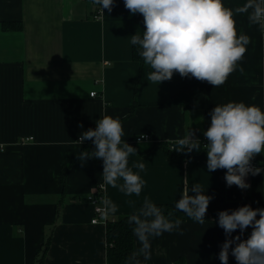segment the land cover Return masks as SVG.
<instances>
[{
    "label": "crops",
    "instance_id": "crops-1",
    "mask_svg": "<svg viewBox=\"0 0 264 264\" xmlns=\"http://www.w3.org/2000/svg\"><path fill=\"white\" fill-rule=\"evenodd\" d=\"M245 2L223 0L231 9ZM104 12L92 0H0V264H108L107 221L132 214L129 202L138 208L144 197L175 205L194 183L212 197L205 222L186 216L183 235L152 239L146 264H221L218 212L264 208V171L245 178L247 189L229 187L226 170L207 172L203 145L185 160L169 158L164 146L191 130L203 144L216 105L244 102L264 110V30L246 14L235 15L237 34L251 41L239 62L243 74L237 69L219 87L205 81L201 94L187 98L184 77L175 73L158 86L147 80L150 66L135 61L130 38L142 35V15L130 13L124 0ZM105 115L120 119L122 139L137 150L129 167L145 162L139 174L146 183L139 197L105 185L118 211L93 224L89 197L103 184V161L82 166L77 155L94 145L74 141ZM141 133L151 141L137 143ZM253 162L264 165V153ZM228 264H236L230 254Z\"/></svg>",
    "mask_w": 264,
    "mask_h": 264
},
{
    "label": "clouds",
    "instance_id": "clouds-1",
    "mask_svg": "<svg viewBox=\"0 0 264 264\" xmlns=\"http://www.w3.org/2000/svg\"><path fill=\"white\" fill-rule=\"evenodd\" d=\"M92 3L100 7L101 13H105V9L111 13L115 0H92ZM124 6L130 13L143 17L142 35H131L130 43L137 46L144 63L152 69L148 82L158 86L171 80L175 73L206 81L213 87L223 85L237 69L243 74L239 62L251 42L249 36L237 34L235 15L246 14L250 25L264 30V0H246L235 9L226 7L223 0H124ZM209 115L210 124L203 132L207 143L195 139L191 130L177 140L175 151L199 152L203 145L207 172L224 169L227 186L249 188L245 182L249 173L255 176L264 171L252 166L253 159L264 153V110L254 104L233 101L216 105ZM123 136L120 119L105 115L96 121L94 129L82 132L74 141L82 144L91 140L94 145L91 152L81 151L77 159L82 166L89 159L102 160L101 187L111 186L126 196L139 197L146 183L139 172H143L146 165L138 161L129 167V157L137 150L123 140ZM146 139L141 133L137 143ZM191 193L184 190L175 208L192 221L203 224L212 197L206 195L199 183L192 185ZM129 203L135 210L127 217V223L140 247L125 264H146L151 259L152 239L173 231L183 235L181 220H171V213L166 216L148 197H144L138 208L134 201ZM100 205L98 212L104 219L118 211L107 192ZM217 223L225 233L219 252L221 264H228L230 251L236 264H264V208L244 205L220 211ZM249 227L250 235L241 239ZM237 230L240 235L233 236Z\"/></svg>",
    "mask_w": 264,
    "mask_h": 264
},
{
    "label": "trees",
    "instance_id": "trees-1",
    "mask_svg": "<svg viewBox=\"0 0 264 264\" xmlns=\"http://www.w3.org/2000/svg\"><path fill=\"white\" fill-rule=\"evenodd\" d=\"M144 29V24H143ZM133 57L135 61L144 65L143 58L139 55L137 46H133ZM205 88V81H199L192 77H184V95L185 97H194L203 92ZM168 157L171 159L185 160V153L169 151V146H164ZM162 209L164 214L167 216L171 213L170 219L185 221L186 215L178 211L175 205L160 204L157 205ZM129 216V215H128ZM124 216L117 220L107 221V260L108 264H125L126 259L135 251V236L132 233V229L127 223V217ZM49 248V240H45L42 249V257L44 258ZM39 259L38 263L43 260ZM147 263V262H146Z\"/></svg>",
    "mask_w": 264,
    "mask_h": 264
},
{
    "label": "built area",
    "instance_id": "built-area-1",
    "mask_svg": "<svg viewBox=\"0 0 264 264\" xmlns=\"http://www.w3.org/2000/svg\"><path fill=\"white\" fill-rule=\"evenodd\" d=\"M95 95H96V92H92L91 93L92 97H94ZM145 136L147 137V139L143 140L141 142H150L151 141V137L149 135H145ZM138 138L136 139V142L138 141ZM194 138L196 139V135L195 134H194ZM206 143H207V140L203 142V144H206ZM175 147H176V143H171L169 145L170 151H175ZM203 148H205V147L203 146ZM252 166L253 167H260V168L264 169V165H259V164L255 163L253 161H252ZM249 174H251V173H249ZM103 197H104V187H101V185L99 186V188L97 190V193L89 197V201L92 204L95 205V213L97 215V217L94 218V220L92 221L93 224H97L99 222V218L102 217L101 214L98 212V208L101 206L100 205V201H101V199ZM230 255H231V252H230Z\"/></svg>",
    "mask_w": 264,
    "mask_h": 264
}]
</instances>
